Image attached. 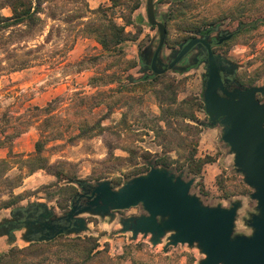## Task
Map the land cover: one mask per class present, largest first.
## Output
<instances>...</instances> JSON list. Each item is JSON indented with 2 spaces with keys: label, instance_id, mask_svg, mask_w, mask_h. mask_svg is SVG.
<instances>
[{
  "label": "rangeland",
  "instance_id": "obj_1",
  "mask_svg": "<svg viewBox=\"0 0 264 264\" xmlns=\"http://www.w3.org/2000/svg\"><path fill=\"white\" fill-rule=\"evenodd\" d=\"M138 3L143 0H41L33 23L0 31V160L5 161L0 166V225L17 210L35 205L46 206L55 218L65 216L67 200L82 193L80 182L109 181L118 190L146 160L167 156L185 164L184 158L194 154L210 162L200 175L167 171L185 181L193 179L191 194L205 206L228 208L241 202L233 235H251L246 221L257 214L250 199L253 190L234 167V156L221 140L223 129L210 127L202 110L194 120L175 115L185 107L181 102L201 100L205 66L181 60L172 70L153 74L145 56H153L158 32L144 20L143 11L133 12ZM179 3L169 8L157 3L158 20L167 31L163 64L198 32L215 28L234 33L218 51L236 67L239 84H264V22L256 30L242 28L264 20V0ZM0 15L9 18L12 13L4 8ZM112 25L123 28L126 40L115 45L109 38L106 50L94 31ZM165 96L176 104L167 105ZM260 101L264 104V97ZM37 142L42 145L39 154ZM38 159L45 169H33ZM143 215L142 206L104 217L86 213L80 218L87 229L65 236L98 241L103 253L85 264H200L205 258L196 245L164 252L169 235L153 246L150 235L133 239L122 232L123 220ZM15 235L11 243L6 231L0 234V255L32 244L21 233ZM49 251L59 253V246ZM65 257L84 261L70 253ZM26 263L32 262L27 258ZM46 264L63 263L50 257Z\"/></svg>",
  "mask_w": 264,
  "mask_h": 264
},
{
  "label": "water",
  "instance_id": "obj_2",
  "mask_svg": "<svg viewBox=\"0 0 264 264\" xmlns=\"http://www.w3.org/2000/svg\"><path fill=\"white\" fill-rule=\"evenodd\" d=\"M148 20L159 31L158 46L149 66L153 74L162 75L172 70L195 46H205L208 50L204 62V111L210 127L218 125L223 129L221 140L234 156V167L253 190L250 199L256 202L257 214L246 221L251 235H233L241 202H233L228 208L205 206L191 194L193 179L185 181L166 169L152 168L118 190L112 189L109 181L96 185L80 182L82 193L73 197L65 216L55 218L67 225L40 224V231L47 230V233L41 232L37 241L49 242L60 235L85 231L86 223L80 215L88 213L104 217L142 206L146 215L121 222L122 232L131 233L133 239L138 235H150V242L156 246L169 235L164 252L178 245H196L205 256L200 264H264V104L258 100V97H264V84L246 87L234 78L223 81L221 74L225 72L234 77L236 67L221 55L213 54L207 38H192L173 53L171 57L174 58L169 64H163L160 54L167 31L164 24L155 21L152 0L148 4ZM233 36L234 33H228L224 40ZM225 83H230L228 88Z\"/></svg>",
  "mask_w": 264,
  "mask_h": 264
},
{
  "label": "trees",
  "instance_id": "obj_3",
  "mask_svg": "<svg viewBox=\"0 0 264 264\" xmlns=\"http://www.w3.org/2000/svg\"><path fill=\"white\" fill-rule=\"evenodd\" d=\"M184 1V0H183ZM182 0L172 2V5L177 3H182ZM179 3V4H180ZM40 5L41 0H0V10L4 8H9L11 10V17L4 18L0 15V31L4 29H8L11 27L21 26V25H30L33 23L35 17L40 13ZM140 3L136 4L133 8V12L136 11L140 7ZM170 10L166 14V18L170 15ZM264 20H258L252 23L242 24L243 31H251L256 30L258 25L263 23ZM130 25V23L128 22ZM112 32V34H109ZM94 33H96L97 39H99L100 44L104 49L107 48V40L109 43H114L115 45H119L122 41L126 40L125 32L123 28H119L116 25H112V28L109 29L108 27L105 28H97ZM107 50V49H106ZM164 102L167 105H175L176 100L173 99L171 96H165ZM260 101V97H258ZM181 113L175 115H180L182 118H188L191 120L195 119V112L196 111H204L203 100H188L181 102ZM41 143L37 142L35 144V149L37 154L41 153L42 147ZM39 160V159H38ZM185 164H179L171 160L169 157L165 156L163 158H158L152 162L146 160L147 164L144 168L137 170L134 175L128 177L127 180L124 182L129 181V179L135 178L139 175L145 174L150 170V166L152 167H161L170 172H177L180 175L185 174L186 176L195 177L200 175L202 171V167L210 162L206 161L205 159H196L194 154L188 155L184 158ZM38 166L33 169H45L44 163L39 160ZM176 164V165H175ZM0 166L3 168L5 166V161L0 160ZM0 167V168H1ZM144 169V170H143ZM144 171V172H143ZM117 185L119 180L114 182ZM71 197V196H70ZM74 197V196H73ZM73 197L69 200L66 198L67 201H71ZM59 246V253H51L49 249L54 246ZM65 253H70L75 255L74 258H83V263H78L77 260L71 258H66ZM103 252L99 250L98 241L95 239H82L80 237H76L74 239H69L65 235H60L56 239L49 241V242H34L30 244L28 247L23 249L18 248H11L8 252L0 255V264H27L26 260L29 258L31 260V264H46L50 257L55 258V260L59 263L63 264H85L94 258L97 255H101Z\"/></svg>",
  "mask_w": 264,
  "mask_h": 264
},
{
  "label": "flooded vegetation",
  "instance_id": "obj_4",
  "mask_svg": "<svg viewBox=\"0 0 264 264\" xmlns=\"http://www.w3.org/2000/svg\"><path fill=\"white\" fill-rule=\"evenodd\" d=\"M197 34H198L197 38H207V42L210 45V49L212 53L215 55H221L218 49L222 48L225 44L230 42L231 39L234 37L233 36L230 40H224V37L228 34V32L227 31H217L215 28L205 29V30H202L201 32H198ZM179 50H180V47H178V51ZM207 53H208V50L205 46H201V47L195 46L182 59V61L183 62L191 61L195 63L196 66L204 64L205 69H206V65L204 62L207 58ZM152 58L153 56H150L148 54H146L145 56V60L148 61L149 66L151 65ZM173 58L170 60V62L173 60ZM157 68L160 69V67H157ZM221 76H222L223 81L228 78L231 80L232 78H234L236 80V72H235L234 77L227 76L225 72L222 73ZM228 85H230V83L224 84V86L227 88H228ZM50 222H52V224L57 225V226L67 225V223L64 221H55L53 212L49 211L44 205L29 206L27 208L20 209L14 212L12 214V219L6 223L4 222V224L0 226V231L2 232L6 231V232H9L10 235H13L14 232L16 231L26 229V231L29 233L25 236V238L29 239L33 243L39 239V237L41 236V232H43L42 233L43 235L47 233V230L40 231L41 229L40 224H45V223H50Z\"/></svg>",
  "mask_w": 264,
  "mask_h": 264
},
{
  "label": "crops",
  "instance_id": "obj_5",
  "mask_svg": "<svg viewBox=\"0 0 264 264\" xmlns=\"http://www.w3.org/2000/svg\"><path fill=\"white\" fill-rule=\"evenodd\" d=\"M175 1H178V0H163V1L162 0H158V1L157 0H152L154 18H155V21L157 23L164 24L163 21H159L158 20L159 17H158V13H157V3L158 4L163 3L164 5H168V8H169L170 5L172 4V2H175ZM148 4H149V0H143V3L140 5V7L136 11H139V12H142L143 11L144 14H143L142 17L144 18L145 21H147V23L150 25V28L151 29L155 28L157 30V32H158V39H159V31H158L157 26H152L150 24L149 20H148ZM167 12H168V10H167ZM166 14H165V16H166ZM158 42H159V40H158ZM17 232L21 233V235H22L21 238L23 240H26L28 242H31L29 239L25 238V236L29 233V232L26 231V229H22L20 231H16V232H14L13 235H15V233H17ZM1 233H2V231H0V234ZM7 234H8V237H10V239L12 240L11 243H15L16 242V239H17V236L16 235L15 236L10 235L9 232H7Z\"/></svg>",
  "mask_w": 264,
  "mask_h": 264
}]
</instances>
